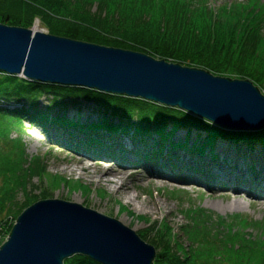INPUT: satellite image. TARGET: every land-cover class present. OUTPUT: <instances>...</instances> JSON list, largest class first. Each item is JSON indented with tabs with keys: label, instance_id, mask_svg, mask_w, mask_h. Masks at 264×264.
Returning <instances> with one entry per match:
<instances>
[{
	"label": "trees",
	"instance_id": "1",
	"mask_svg": "<svg viewBox=\"0 0 264 264\" xmlns=\"http://www.w3.org/2000/svg\"><path fill=\"white\" fill-rule=\"evenodd\" d=\"M249 2L0 0V23L31 28L39 18L52 35L264 85V13L259 10L264 3ZM42 100L49 102L45 108ZM0 114L10 118L14 129L27 121L48 135L68 139L79 151L125 157L129 154L126 141H132L137 159L149 168L210 178L228 169L249 172L250 181L252 175L264 174L259 172L264 167V131L224 132L181 109L143 99L0 73ZM54 178L57 184L62 179ZM5 184L1 211L13 203L15 190L26 182ZM121 208L129 211L123 204ZM19 213L20 208L16 218ZM183 213L185 222L178 231L162 220L152 223L143 235L158 250L154 264H264V220L241 215L227 219L195 205ZM64 264L100 263L75 255Z\"/></svg>",
	"mask_w": 264,
	"mask_h": 264
},
{
	"label": "water",
	"instance_id": "2",
	"mask_svg": "<svg viewBox=\"0 0 264 264\" xmlns=\"http://www.w3.org/2000/svg\"><path fill=\"white\" fill-rule=\"evenodd\" d=\"M0 71L179 109L233 134L264 131V95L249 80L157 60L143 53L0 23ZM154 264L155 248L115 218L46 199L27 208L0 247V264Z\"/></svg>",
	"mask_w": 264,
	"mask_h": 264
},
{
	"label": "rangeland",
	"instance_id": "3",
	"mask_svg": "<svg viewBox=\"0 0 264 264\" xmlns=\"http://www.w3.org/2000/svg\"><path fill=\"white\" fill-rule=\"evenodd\" d=\"M211 2L220 4L223 0H211ZM262 2L264 3V0ZM263 9L264 6L260 7V12L264 13ZM36 24L40 27V32L49 34L48 28L39 18H35L31 28L28 29H32ZM166 62L178 64L171 61ZM228 77L239 79L235 75ZM250 82L258 87L264 95V85L257 84L252 80ZM90 90L94 91V89ZM110 95L125 96L111 93ZM48 103V101L42 100L41 105L45 108ZM89 107H94V105L91 104ZM69 113L71 116L75 114L73 111H69ZM9 121V117L0 114V200L4 199L2 189L6 186V182H10L12 185L10 187L21 181L26 182V184L24 187L15 190L16 195L14 194L13 203L6 205L3 211L0 210V226L3 227L2 235L4 238L12 230L18 218L15 217V213L19 208L18 216L29 208V205L46 199H60L78 203L115 218L135 231L144 242L152 245L156 255L158 253L156 246L143 235L149 233L152 223L162 220L167 221L175 228V231H178L185 222L183 210L191 205L200 206L227 219L241 215L257 221L264 220V193L262 195L244 196L234 193L231 189L224 190L220 189L219 185L210 184L215 188L212 190L215 193L214 196L207 189L181 183L185 179L180 181L175 178L177 181L158 180L152 176L151 172L156 174L157 172L168 171L161 167L152 166L149 168L145 166L144 162L137 159L132 141H126L129 154H126L125 157L104 152L94 153L84 150V148L79 151L68 139L48 135L37 125L24 121L21 127L14 129ZM35 135L40 138L39 141ZM118 146L121 147L119 144ZM219 149L220 151L223 150L222 148ZM127 155L136 157V159L128 160ZM81 160L85 161L86 165H99L100 162L107 161V165L109 164L111 167L115 165L129 166L128 172H134L127 182L131 190L124 193L120 189L103 182L99 183L91 171L80 170L79 163ZM222 170L223 172H230L228 169ZM261 170L259 172H264V167ZM55 176L62 178L59 184L55 182ZM245 185L251 187L248 184ZM255 189L258 188L255 187L252 191ZM258 190L260 191V189ZM131 194L137 196L133 203L127 202V197ZM121 204L125 205L129 211H122Z\"/></svg>",
	"mask_w": 264,
	"mask_h": 264
},
{
	"label": "bare ground",
	"instance_id": "4",
	"mask_svg": "<svg viewBox=\"0 0 264 264\" xmlns=\"http://www.w3.org/2000/svg\"><path fill=\"white\" fill-rule=\"evenodd\" d=\"M32 31L34 33L37 31L40 32L41 29L38 26V24H36L32 28ZM35 137H37V136L35 135ZM37 140L39 141L40 138L37 137ZM83 158H85V157H83ZM98 162H100V161H98ZM106 162L107 161L100 162L99 163L100 166L97 164L86 165L85 161L81 160V162L79 163L80 170L91 171L99 183L103 182L106 185L120 189L121 192L127 193L129 190H131L130 187L128 186L127 182L129 180V177L132 176L134 174V172H128L130 170L129 166H122V165L117 166V165H115L114 167H111V165H109V164L107 165L108 162L107 163ZM87 173H90V172H87ZM151 174H153L152 176H155L156 178H158V180L176 181L174 179L175 174H173L171 172H158L157 174H154V172H151ZM262 179L264 180V178H262ZM181 183L191 184V185L199 187V188L207 189L209 192H211V195L215 196V193H213V191H212L215 188H213V186H210L207 182H205V180L202 181L200 178H198L196 176H190L187 180H182ZM254 188H255V186L249 188L246 185H241V183L237 182L236 179H234V178H230L228 180V182L226 184H224V187H223L224 190L225 189H231L234 191V193H236L238 195H244V196H251V195L254 196V195H259V194L262 195L264 193V190L259 191L258 189H255L254 191H252ZM136 199H137V196L131 194L127 197V202L133 203Z\"/></svg>",
	"mask_w": 264,
	"mask_h": 264
},
{
	"label": "built area",
	"instance_id": "5",
	"mask_svg": "<svg viewBox=\"0 0 264 264\" xmlns=\"http://www.w3.org/2000/svg\"><path fill=\"white\" fill-rule=\"evenodd\" d=\"M1 238V237H0ZM1 241V240H0Z\"/></svg>",
	"mask_w": 264,
	"mask_h": 264
}]
</instances>
